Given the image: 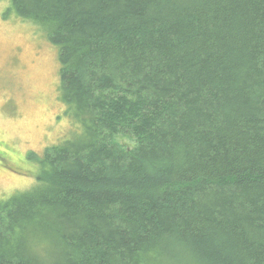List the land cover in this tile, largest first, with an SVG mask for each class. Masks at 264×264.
Segmentation results:
<instances>
[{
    "label": "trees",
    "instance_id": "trees-1",
    "mask_svg": "<svg viewBox=\"0 0 264 264\" xmlns=\"http://www.w3.org/2000/svg\"><path fill=\"white\" fill-rule=\"evenodd\" d=\"M8 11L58 47L85 131L0 202V264H264V0Z\"/></svg>",
    "mask_w": 264,
    "mask_h": 264
},
{
    "label": "rangeland",
    "instance_id": "rangeland-1",
    "mask_svg": "<svg viewBox=\"0 0 264 264\" xmlns=\"http://www.w3.org/2000/svg\"><path fill=\"white\" fill-rule=\"evenodd\" d=\"M10 6L11 0H0V202L37 183L46 147L85 131L63 100L58 47L44 28L9 12ZM31 151L36 158L27 156Z\"/></svg>",
    "mask_w": 264,
    "mask_h": 264
}]
</instances>
